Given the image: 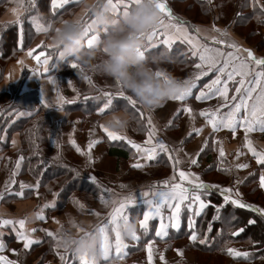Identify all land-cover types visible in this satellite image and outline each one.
<instances>
[{
    "label": "snow or ice",
    "instance_id": "1",
    "mask_svg": "<svg viewBox=\"0 0 264 264\" xmlns=\"http://www.w3.org/2000/svg\"><path fill=\"white\" fill-rule=\"evenodd\" d=\"M19 7H14L11 9L13 13L17 15V20L15 23L22 25V20L20 19V11L29 12L32 8L37 7V0H28V6L24 7V0H16ZM79 3L80 0H75ZM112 4L113 9L117 14L126 13L130 11L135 6L140 3V0H108ZM156 6L161 12L160 22L157 26L153 27L150 32L144 34L145 45L140 50L142 56H146V53L150 49L155 48L157 45L165 46L169 50L174 46L176 42L184 43L190 46L191 57L197 58L198 62L194 63L195 72L190 79H186L185 83H190V87L186 88L184 92L179 95L172 96L170 100L172 101H186V98L193 96V89L197 88V82L201 81L204 77H208L210 73L213 74L214 78L203 85V88L198 94L194 96L197 101H208L213 98H218L221 103L212 110H200L198 115L205 118L208 125L211 126L213 133L221 130H230L233 135H235L237 128L242 127L245 131V144L246 147L256 158L257 163L264 167V151H257L253 146V142L249 139L248 134L259 130L264 132V57H258L250 49L243 48L234 39L230 37V34L226 29H220L213 25V30L220 35L222 38L211 37L214 45L209 46L207 43H201L198 39L193 37L187 27H185L184 22L180 20L179 17L173 14L172 9L166 0H154ZM208 3H212V0H207ZM252 6L256 8L259 6L260 11L257 14L258 22L264 23V4H260V0H250ZM73 3V0H50L51 9L55 12L58 9H64L65 6ZM240 16V13H237ZM30 19L35 23V30L37 32H48L52 25L48 24L45 27L41 24L37 17H30ZM167 20V22H166ZM94 20L91 16L88 17V30H89V45L95 40V35L91 34L92 26ZM197 33L200 29H195ZM21 41L23 28H20ZM219 45H224V48L219 47ZM48 48L52 49V45H45L41 42L37 45V48ZM37 49H29L27 55L32 57L36 64L41 66L34 68L32 72L38 76H42L45 73H49L52 68L56 67L55 63H51L54 59L52 54L45 51H40L38 55H33ZM55 59L57 61H62L60 54L56 53ZM23 65V61H19ZM72 69H79V65L76 63H71L69 65ZM26 67V66H25ZM161 75V73H157ZM88 80L89 84L92 83L91 78L88 76L84 77ZM48 79L50 82L55 83V79L49 75ZM70 83V82H69ZM230 85L232 86L230 88ZM230 91H233V95H229ZM102 97L105 98L102 106L97 108L99 114H106L109 112H114L119 110L118 105H123L124 108L128 109L131 107L136 113H138V123L144 120V112L137 107L136 101L123 93L122 91H117L115 93L111 91H103ZM101 97H88L85 96L84 100L89 99L99 100ZM64 103L72 104L75 103L74 100L65 101L61 96L59 97L58 104L60 110H62ZM41 104L45 108H50L49 105L43 98ZM187 112L192 119H195L194 110L189 107H180L174 111V116L179 117L183 113ZM21 116L31 115V112L21 113ZM147 137L143 143H137L132 139H129L125 135L115 132L104 124L100 125V128L106 133L107 139L110 141H126L128 145L138 154V157H142L147 162L157 161L161 154H168V159L173 160L171 155V149L168 144H166L162 139L157 138L156 128L153 123L152 118L147 117ZM173 126V121L169 120L168 127ZM145 125L141 124V130H143ZM198 134L202 131L200 129H194ZM192 133H189L191 136ZM71 143L76 145L75 140ZM99 143L98 140H92L88 144L89 152L87 153L89 162H91V149L94 145ZM205 148H207V142L200 149L202 153ZM76 151L81 152L79 146H76ZM219 157H225V150L223 147L219 148ZM84 154V153H82ZM243 154V153H240ZM23 157L16 163V169L19 170L21 167V161ZM199 153L195 158H189V163L192 166L198 165ZM181 161L175 158L174 167H177ZM145 165L137 162L132 165L134 168H141ZM249 165L246 163H238L234 167L239 170L247 168ZM219 170L230 172V168H221ZM79 176V173H77ZM89 179L96 183V178L94 176L89 177ZM178 181V182H177ZM243 180H237L236 183H243ZM15 184V181H12ZM31 185L20 184V191L10 193L12 195L23 198L25 189L31 188ZM36 187H39L37 183ZM123 187V185L121 186ZM259 187L264 189V172H261L259 176ZM209 189H215L219 192L222 197V203L219 205H213L210 200L206 201L202 197L209 195ZM241 196L238 189L234 190L232 187H222L218 184H208L200 180L196 173L178 170V176H173L171 180L163 181V187L156 188L152 191H143L140 196L143 198L142 203L147 205V210L142 212V218L139 219V229L142 230L144 235H147L150 230V222L159 219V226L155 228V237L164 238L169 236V229L180 230L181 228V215L184 213H191L187 215L188 228L191 229L190 240L193 242H199V244L204 245L208 243V237L205 235L204 238H200L197 231L195 230V217H200L207 208L214 207L215 215L212 218V222H209L207 232L212 231L213 222L220 220L221 209L232 205L233 207L239 209L250 210L260 217H264V208H260L251 203H247L240 198H234ZM57 197L59 194H56ZM0 198H3V194L0 193ZM105 204H111L112 209L106 220L98 224L99 231L104 237V255L103 261L105 264H111L113 259H118L120 261L124 260L126 255H128L126 249L129 245L125 242L124 235L122 233L123 226L128 222L129 219L134 218L132 215V209L138 206V201L134 195H128L123 199L116 201L110 199H104L101 197ZM80 208L84 205L80 204L78 200L74 201ZM56 207V201L50 204H45L44 208H54ZM165 209L170 210V214L165 216ZM98 216L99 213H96ZM137 216L141 213L137 212ZM37 219L44 220L45 214L43 211L36 214ZM233 219H236L235 217ZM26 220L20 219L18 221H13L11 219H0V227L18 224L20 229H24ZM59 223V221H57ZM74 223V222H73ZM256 224L255 218L248 219L245 227L240 228L237 232L231 233L233 236L239 235L245 231L247 226H253ZM74 226L79 227L78 225ZM32 231H35L33 229ZM46 234L50 237H54L58 241V235L51 231H46ZM16 236L19 240L24 241V248L28 249L32 244L39 243V241L33 240L29 234L25 231H18ZM3 233L0 232V252L5 248L3 243ZM131 240L141 241V234L138 231L132 234ZM57 248H60L58 244ZM147 258L149 264L152 261L153 244L149 241L146 245ZM227 253L234 258H244L250 259L253 257V253L247 251H238L234 248H227ZM67 252V250H65ZM60 255L62 261L65 260V256ZM161 260H163V255H161ZM6 258L0 255V261H4ZM72 259L77 262V264H97V259L95 256H89L87 253L78 254L72 252ZM264 259V257H261ZM7 264H16L15 261H7Z\"/></svg>",
    "mask_w": 264,
    "mask_h": 264
},
{
    "label": "crops",
    "instance_id": "2",
    "mask_svg": "<svg viewBox=\"0 0 264 264\" xmlns=\"http://www.w3.org/2000/svg\"><path fill=\"white\" fill-rule=\"evenodd\" d=\"M176 0H166V2L169 4V7L172 9L173 14L180 18L184 22L185 27L188 28L189 33L198 39L201 43H209L212 42L211 37H220L218 33H216L213 30V25L220 29H226L228 33L230 34V37L234 39L240 46L243 48L250 49L254 52V54L258 57H264V53H260L254 46L250 45V43H246L241 38V35H239L236 32V29H241L242 27H246V23H238L239 21L247 20L246 17H244V13H249L252 10H259V6L254 8L250 2V0H231V4L228 5L225 3L226 0H212V3H208L207 0H197L199 4H206L209 8L208 15H206L204 18H201L199 20L195 18H190L187 14H182L179 11L175 10L172 6V4ZM183 3H186L190 0H180ZM7 3V0H0V15H3L5 12L4 5ZM260 4H264V0H260ZM79 3H76L75 0H73V3H71L68 6H65L64 9H58L55 12L52 11L50 0H37V7H34L29 12L20 11V19L22 20V25L15 23L17 20V15L11 11L14 7H19L16 0H13V4L9 6L10 8V14L14 17V21L9 26H16L17 32L14 33L13 31H7L4 35L1 37V31L7 29V27H0V67L2 64L3 70L0 77V109H2V112L0 111V115L5 112V116L10 114V110L6 111L7 108L11 105V103L14 101L13 96V90L12 86L19 83L23 77L24 78L21 81V91L26 92L30 90H37V98L39 105L41 104L42 100V93L44 100L49 104L52 105V107L48 108L51 110L50 114L51 117L54 119H59L62 117V112H60V107L58 104L59 97H63L65 101L67 100H77L81 97H85V95L80 96L81 94L93 92L95 90V87L103 86L107 89V91H111L113 93L117 92L115 89L111 90L110 88H107L111 85L113 82L114 86L115 83L113 80L107 77L96 76L91 73H82L80 69H72L69 65L70 63L67 61H57L55 59L56 53L53 51V49L48 48H37V45H40L41 42L45 44V33L44 32H37L35 30V23L30 19V17H37L39 22L43 24L45 27L48 26V24L54 25L56 22H58L61 19L67 18L69 15H71L74 11L78 10ZM28 6V0H24V7ZM220 13L224 14L227 13L225 16V19H221ZM237 13H240V16H237ZM224 23H220L223 22ZM211 21L212 26L208 23H203ZM238 21L237 23L230 25V22ZM167 22V20H166ZM24 24V25H23ZM23 28L22 33V41H21V33L20 28ZM199 28L200 32L197 33L195 29ZM51 31V29L49 30ZM257 32L261 37L264 38V23H260V26L257 28ZM221 46V45H220ZM37 49L36 52L33 53V55H38L40 51H45L49 54H52L54 59L51 63H55L56 67L52 68L49 73H45L42 76H38L32 72L34 68L41 67L36 64V61L27 55V51L29 49ZM221 48H224L221 46ZM165 52H182L183 55H187L188 57H191L190 52V46L176 42L174 46L169 50L165 46H159L157 45L155 48L150 49L148 53H146L147 57L156 56L158 53L164 51ZM167 50V51H166ZM3 56H8L7 59H4ZM19 61H23V65L19 63ZM169 64V63H167ZM26 66V67H25ZM161 67H163L161 65ZM168 67V66H167ZM170 67V65H169ZM78 71V74L76 73ZM70 76L73 74L74 79L72 82L68 80V75ZM51 75L55 79V83H52L49 81L48 76ZM67 77L64 85V77ZM88 76L91 78L92 83L89 84L88 80H86L84 77ZM76 80V81H75ZM72 84L75 86H83V88H87L85 91H81V88H75L74 90L68 87V84ZM81 84V85H80ZM88 85V87H87ZM202 87L197 89V91L201 90ZM106 91V90H105ZM77 92V93H76ZM97 91H94V93ZM90 94V93H89ZM93 94V93H92ZM98 94V93H97ZM197 93H194L192 97L186 98V101H172L168 100L161 106H159L157 109H155L152 112L146 111L141 105L137 104V107L141 109V111L144 112L145 118L144 122L147 123V117H153L154 115H160L159 113L162 111L168 112L169 116L174 113V111L177 108L188 106V101L194 100V96ZM75 95V96H74ZM74 96V97H73ZM87 96V95H86ZM204 102V101H199ZM66 104V103H64ZM122 105V104H121ZM121 105H118L120 108ZM43 106V105H42ZM102 106V105H101ZM198 111L199 108H198ZM22 113V112H21ZM21 113L15 115L13 117V120H16L17 118L21 117ZM25 113V112H23ZM108 114V113H106ZM102 114L100 115L96 120L92 121L86 130L81 131V128L79 127V123L81 121V113L79 111H73L69 112L67 115H69V120L73 119L72 122L77 123V126L67 124L66 128L63 130V140L66 137V135H70L72 140H75L80 142V149L82 153H84V158L86 164L91 167V170L93 169L95 172H97L100 176L99 178L103 181H109V182H115L117 183V187L120 188V190H125V188L129 187V189L137 190L140 188H144V186H139L138 181L127 178L125 175V170L122 169V164H127L130 162L131 158L133 157V151L134 149L131 148L130 145L127 144L126 141H110L107 139L106 133L103 132V130L100 128V125L102 123V118L106 115ZM66 115V116H67ZM75 115V116H74ZM25 116V115H24ZM75 117V118H74ZM191 116L185 112L181 115L180 119H183L185 121V124L183 125V132L186 133L190 129H195V127L198 125L199 129L202 128L201 134H205V138L208 133L213 132L210 125L207 124L205 118L198 115H195V119L192 120L190 118ZM154 123V122H153ZM147 127V126H146ZM210 127V131H208V128ZM156 128V135L159 133V130L157 126ZM194 131V130H193ZM145 135L143 136V139L136 138L135 134H133L129 128L128 132L125 135L129 139H132L133 141L137 143H143V141L147 137V129L144 130ZM252 134H255V138L252 137V135L249 133L248 137L253 142V146L257 149V151H264V132H261L259 130H255L251 132ZM215 139L217 144V149L220 147H223L225 150V157L220 158L216 160L217 164H228V161L232 164L234 167L238 163H246L249 166L247 168L239 169V176H234L233 179L235 181L242 180L244 176H246L248 173L252 171H256V182L259 187V176L261 172H264V167H262L260 164L257 163L256 158L253 156V154L244 147L245 144V131L244 128L238 127L235 135L230 130L227 129H221L217 132H215ZM157 138L158 135H157ZM69 139V138H68ZM79 139V140H77ZM160 139V138H159ZM92 140H98L99 143L93 146L91 149V157L92 160L89 162L87 153L89 152L88 144ZM70 141V140H69ZM206 142V140H205ZM70 145H73L71 142H69ZM77 143V142H76ZM20 141H19V134L14 133L11 136V146L10 151L7 152L5 155L0 154V162L4 159H7L8 163V171H6L5 168H0V191L6 190L4 192V196H6L8 199L5 202V197L3 196L2 200L0 198V219H11L13 221H18L20 219H25V227L24 229H20L18 224L9 225V226H3L0 227V232L3 233V243L5 245V248L2 252H0V255L4 256L6 259L4 261H0V264H7V261H15L16 264H18L17 254L21 253L22 251L25 252L24 257H32L35 255V258H32L29 264H39L41 255L38 253H44L41 252V248L45 247V251H50V244L52 243L53 237H50L46 234V231L42 228L45 227L44 224L47 223L48 219L47 216L49 215V211H52L53 213L57 214L58 209L57 208H40V203L36 200V196L40 194L41 196H44L45 193L42 191L41 188H37V181L36 179L32 178L31 175H28L27 173H22L23 169V161H21V167L19 170L16 169V163L20 159V156L17 152V149L19 147ZM79 144V143H78ZM73 146H77L73 145ZM243 153V154H240ZM121 154H126L128 157H122ZM120 155V156H119ZM125 155V156H126ZM135 162H131L130 164L133 165ZM120 164L121 166H118ZM133 170V169H132ZM89 176H93L89 173ZM98 178V179H99ZM22 179V181L27 182V185H31L32 187L29 189H25L24 196L22 199H17V196L12 195L10 193L18 192L20 191V187H14L12 181L14 180L15 183ZM131 181H128V180ZM162 179V178H161ZM165 181V180H164ZM35 183V184H34ZM123 185V187H121ZM5 186V187H4ZM163 187V186H162ZM10 189V190H9ZM147 189V187L145 188ZM259 190L264 194V189H261L259 187ZM122 191H115L113 195L112 200H118V196H122ZM141 202V201H140ZM255 206H258L260 208H264V204H257L254 202ZM141 206V205H140ZM137 208V207H136ZM141 208V207H140ZM43 211L45 214V219L40 220L35 218L36 214L39 213V211ZM84 211V210H83ZM86 211V210H85ZM88 212V211H86ZM51 213V212H50ZM142 215V214H141ZM48 227V226H47ZM35 229V231H32ZM18 231H25L27 234L30 235V237L33 240L39 241V243L32 244L28 249L24 248V241L20 240V247L18 250L12 249L11 243L14 242V240L17 238L16 233ZM18 239V238H17ZM19 240V239H18ZM129 245V244H128ZM65 256V260L62 261V264H70L73 262L77 263L75 260L72 259V252L68 251L66 254H62ZM52 262L56 259V255L54 254L52 256ZM56 262V261H55ZM64 262V263H63ZM48 264V263H47ZM52 264V263H51Z\"/></svg>",
    "mask_w": 264,
    "mask_h": 264
},
{
    "label": "rangeland",
    "instance_id": "3",
    "mask_svg": "<svg viewBox=\"0 0 264 264\" xmlns=\"http://www.w3.org/2000/svg\"><path fill=\"white\" fill-rule=\"evenodd\" d=\"M173 8L175 10H180L179 12L182 14H187L190 16V18H195L197 20L204 18L206 15H208V7L206 4H199L197 0H190L187 1L186 3H173L172 4ZM248 14V13H244ZM227 13H220V18L225 19V16ZM249 19H247V26L242 27L241 29H236V32L241 35V39L245 41L246 43H250V45L254 46L260 53H264V38L261 37V35L258 34L257 28L260 26L259 22L257 21V14H248ZM191 18V19H192ZM224 23V20H222ZM238 21L230 22V25L232 26L233 24L237 23ZM203 23H208L209 25H213L211 21L203 22ZM209 46H216L214 45L213 41L208 43ZM225 47L224 45H221ZM219 45V47H221ZM167 51V50H166ZM164 53L165 50L163 51ZM170 54V52H168ZM198 62L197 58L190 57V60H186L187 64L183 65H173L172 63H165L162 64L163 68L167 71L174 72L177 76H179L181 79H190L194 72V63ZM170 65V67H169ZM168 66V67H167ZM78 74V71L76 72ZM93 74V73H91ZM68 80L70 82L73 81L74 75L70 74L67 76ZM65 76L63 78L64 80V85L66 84L65 81L67 79ZM211 78L213 77V74L210 73L208 77H204L201 81L197 82V88L193 89V94L194 93H199L197 89L200 87L203 88V85L208 83ZM76 81V80H75ZM81 85V84H80ZM68 87L71 89H77L81 88V91L87 90V88H83V86H75L72 84H68ZM88 87V85H87ZM232 86L230 85V88ZM107 88H110L111 90L115 89V86L113 82L111 83L110 86ZM201 88V89H202ZM107 91V89L103 86L95 87L94 91H97L94 93L89 92L85 94H81L79 97L83 95H87L88 97L95 98L99 97L97 95H100L102 98V92ZM86 92V91H85ZM77 93V92H76ZM93 93V94H92ZM98 93V94H97ZM234 92L230 91L229 95H233ZM75 96V95H74ZM73 96V97H74ZM221 101L218 98H213L208 101L204 102H199L197 100H192L188 101V106L191 107L194 110V114L197 116L198 119V108L199 110H212L216 108ZM1 108V107H0ZM2 112V109H0ZM5 113V112H4ZM3 113V114H4ZM160 115H154V125L157 126L159 133H157L158 137L162 139L166 144L169 145L171 151V155L174 158L173 160L168 159V154H161L157 161L154 162H147L145 161L142 157H138V154L133 151V157L131 158L130 162L125 164H122V169L125 170L126 168V173L125 175L127 178L132 179V181L137 180L139 186H144V188H140L137 190H132L129 189V187L125 188V190H120V188L117 187V183L115 182H109V181H103L102 179L99 178V174L95 172L93 169L91 170V167H89L86 162L84 155L81 158H77L74 154V151H69L68 149L65 150L64 146H69L73 138L68 134L63 140V130L66 128L67 124L73 125L74 122H72L73 119L69 120V115L66 116L65 119L59 124V130L60 135L58 137V144L63 146V153L66 151L68 153V160L71 162L78 161L79 163H82L87 165L88 167V174H92L96 178V183L92 186H96V190H100V193L98 195L92 196V194L85 193V192H74L71 194V196L67 199L66 203L61 207L57 208L58 212L57 214L53 213L52 211H49V215L47 216V223L44 224L45 227H42L45 231H51L53 233H56V227H57V221H62L66 220L69 217L74 218V223L79 226V222L83 221H91L96 224H100L102 221L106 220L108 217L109 213L111 212L112 205L111 204H105L101 197L104 199H110L112 200L113 195L115 191H122V196H118V200L123 199L124 197L128 195H134L135 198L138 201V206L137 208H134L132 211V215L134 218H142V215L137 216L136 213L141 211L147 210V205L142 203L143 198L140 196V193L143 191H152L154 190V187L159 188L163 186V181L164 180H171L173 176H178V170H185V171H190L193 173H196L199 177L200 180L204 181L205 183L208 184H218L221 185L222 187H232L234 190L238 189L239 193L242 194L239 197H236L234 194V198H240L243 201L247 203L254 204L259 203V204H264L263 198L260 196L258 191H255L254 185L255 177L257 176L256 171H252L248 173L246 176L243 177V183L237 184L236 181L233 179L234 176L238 177L240 174V170H237L235 167L232 166V164L228 161V164H217L216 160L219 157V148L217 149V144H216V137L215 133L210 132L207 134L205 138V134L196 133L193 131V126L192 129L187 131L186 133L183 132V125L185 124V121L183 119H180L181 115L179 117H175L174 113L169 116L168 112L162 113V111L159 113ZM75 116V115H74ZM75 118V117H74ZM98 118L97 115L89 117L85 122H82V117L81 121L79 123V127L81 128V131L86 130L87 126L90 125V123ZM153 118V117H152ZM193 123L192 116L190 117ZM169 120L173 121V126L168 127V122ZM135 123L133 124L132 127H130V130L133 134H135L136 138L138 139H143L145 132L144 130L147 129L146 123L141 121V123H138V114L137 117H134ZM2 122V121H1ZM141 124L145 125L144 129L141 130ZM74 126H77V123L75 122ZM195 129H199V126L197 125ZM208 131H210V127L208 128ZM189 133H192L191 136H189ZM253 138H255V134H252ZM259 135H264L259 134ZM7 136L6 134H0V139H5ZM69 138V139H68ZM252 139V138H251ZM70 140V141H69ZM79 140V139H77ZM205 140L207 142V148L201 153L200 149L205 145ZM77 146H80V142L76 141ZM79 143V144H78ZM54 145H57V141L54 139ZM10 151V149H4L0 154L3 156L7 154V152ZM199 153V162L198 165L192 166L189 163V158H195L197 154ZM20 156V155H19ZM21 157V156H20ZM181 161V163L177 166L174 167L175 163V158H177ZM131 162H140L144 164V167L141 168H134L130 164ZM118 166H121L118 164ZM230 168V172H225L222 170H219L221 168ZM0 168H5L6 171H8V163L7 159H4L0 162ZM133 169V170H132ZM23 171V169H22ZM27 171V169L25 170ZM86 174V175H88ZM88 175V179H89ZM99 178V179H98ZM162 178V179H161ZM90 180V179H89ZM128 180V179H126ZM131 181V180H128ZM178 182V181H177ZM27 184V182L22 181V179H19L13 186L14 187H20V184ZM35 184V183H34ZM5 187V186H4ZM147 187V189H145ZM259 188V187H258ZM10 190V189H9ZM58 187L57 189H53L50 193H47L46 191H43L45 193L44 196H41L38 194L36 196V200L40 203V208H44L45 204H50L53 201H56L58 198L56 194H58ZM6 190H1L0 193L3 194ZM208 191L214 192V194H217L220 196L219 192H217L215 189H209ZM208 196V195H207ZM5 197V202L7 201V197ZM203 199L206 198V196L202 197ZM221 203H222V197L220 196ZM2 200V198H1ZM78 200L80 204H83L84 207L80 208L74 201ZM141 201V202H140ZM220 203V204H221ZM141 205V206H140ZM216 205V204H214ZM59 207V206H58ZM141 207V208H140ZM227 207L233 208L232 205H228ZM226 207V208H227ZM84 210V211H83ZM88 212H86V211ZM42 211V210H41ZM39 211V212H41ZM51 212V213H50ZM96 213H99L97 216ZM142 214V213H141ZM165 216L170 214V210L165 209L164 211ZM187 215H191V213H185ZM186 216V215H184ZM156 220V227L159 226V219ZM48 226V227H47ZM155 227V228H156ZM173 230V229H169ZM190 230V229H189ZM188 229H185L183 232L188 233L191 232ZM153 230H149V233L145 236H147L149 239L148 241L142 245V247H139V251L135 252L131 258L125 261L124 263L121 262V264H149L148 261V254H147V249L146 245L148 244L149 241H152L153 244V253H152V261L151 264H226L228 261L227 259L223 256L213 254L212 256L215 257V259L212 257L211 260L208 263H206L207 260H209V255L206 253L200 254L197 251L191 250V248H188L186 246V242H188V237L182 233L184 236L180 240H172L174 237L171 236L168 237V241H165L164 238H159L155 237V232H152ZM198 235L201 233V231L196 229ZM171 232V231H170ZM138 233L141 234V237L144 235L142 230L138 228ZM224 233H228V231H223ZM191 234V233H190ZM151 237V238H150ZM225 239V237H223ZM125 242L127 244H134L137 241H133L131 239H126ZM230 243H225V245H229ZM57 240L53 237L52 243L50 244V251L46 250L45 247L41 248V252L44 253H38L41 255L40 263L39 264H62V260L60 258V255L58 253L66 254L64 249L62 248H57ZM12 249L18 250L20 247V240L17 238L14 240V242L11 243ZM236 249V247H235ZM237 250V249H236ZM25 252L22 251L21 253L17 254V259H18V264H29L32 258H35V255L32 257H24ZM56 255V259L52 262V256ZM219 254V253H218ZM161 255H163V260H161ZM264 257V256H261ZM261 257L257 258L254 260L251 264H264V259H261ZM56 261V262H55ZM64 263V262H63Z\"/></svg>",
    "mask_w": 264,
    "mask_h": 264
},
{
    "label": "clouds",
    "instance_id": "4",
    "mask_svg": "<svg viewBox=\"0 0 264 264\" xmlns=\"http://www.w3.org/2000/svg\"><path fill=\"white\" fill-rule=\"evenodd\" d=\"M7 0L5 12L0 15V27H7L14 21ZM94 20L91 34L95 40L88 43V17ZM161 12L154 0H140V3L126 13L117 14L108 0H80L78 10L61 19L45 33V45H52L62 61L76 63L82 73L99 72L115 83V90L132 97L146 111L152 112L159 106L190 87L174 72L167 71L162 64L174 63L171 54L161 52L151 58L142 56L145 45L144 34L160 22ZM161 75H157V73ZM105 127L126 134L135 123L133 114L122 107L109 112L102 118ZM74 218L59 221L56 227L57 244L60 248L78 254L95 256L101 264L104 255V237L98 224L91 221L79 222ZM76 225V224H75ZM139 219L131 218L123 226L124 238L131 239L138 231ZM111 264H121L113 259Z\"/></svg>",
    "mask_w": 264,
    "mask_h": 264
},
{
    "label": "trees",
    "instance_id": "5",
    "mask_svg": "<svg viewBox=\"0 0 264 264\" xmlns=\"http://www.w3.org/2000/svg\"><path fill=\"white\" fill-rule=\"evenodd\" d=\"M175 3L180 4L183 2L176 0ZM225 3L230 5L231 0H226ZM258 12L259 10L255 9L248 14H258ZM248 14L244 15L247 19H249ZM247 22V20H244L239 21L238 23H246L247 26ZM260 23L261 22H259V24ZM7 31H13L16 33L17 27L9 26L7 29L1 31V37ZM170 54L174 58L173 65L187 64L186 60H190V57L183 55V53L179 51H171ZM3 57L4 59L8 58V56ZM2 70L3 67L1 64L0 77ZM94 75L101 76L99 72H94ZM23 78L24 74L21 81ZM21 81L12 86L14 101L9 108L6 109V111H11L10 114L8 116H5V113L0 115V134H6L7 136L5 139H0V153L4 149L10 148L12 134L18 133L20 144L17 152L24 158L22 173H27L28 175H31L32 178L36 179L39 183V188L47 193H50L53 189H57L58 187L59 195L56 199L55 208H61L75 191L89 193L92 194V196L98 195L100 190H96V186L92 187L94 184L88 179L89 174L87 173V165L85 164L84 166V164L79 163V160L74 162L69 161L68 153H66V151L63 153V146L58 144V137L61 132L59 130V124L66 118V115L69 112L79 111L82 116L81 123L85 122L91 116L97 115L99 117L102 114L98 113L97 108L102 105L105 98L102 97L99 100L89 99L88 101H85L84 97H81L80 99L75 100V103H66L63 105L62 110H60V112H62V117L54 119L51 117L50 109L39 105L36 89L26 92L21 91ZM97 96L100 97V95ZM121 107H123V105H121ZM128 110L133 114V117H137L138 113H136L131 107H129ZM21 112H31V115L21 116L16 120H13V117ZM54 139L57 141V145H54ZM64 148L65 150L68 149L69 151H74L77 158L83 156L82 151L77 152L76 147L73 145L64 146ZM121 155L125 158L128 157L126 154ZM26 169L27 171H25ZM77 173H79V176H77ZM253 181H255L253 189L258 191L264 200V194L258 188L256 177ZM17 199L22 198L17 196ZM205 200H210L213 205H219L221 203L220 196L211 191H209V195L206 196ZM139 213L142 212L139 211ZM214 215L215 208L209 207L200 217L194 218L195 230L198 229V231H201L199 237L204 238L205 235L208 237V243L204 245L199 244L198 241H191V232H189V234L183 232L185 229L189 230L187 214L184 212H182L181 215L180 230H170L171 232L169 231L168 237L171 238V236H175L172 240H180L184 237L182 233L186 235V237H188V242H186L188 248H191V250L197 251L200 254L206 253L209 255V260H207L206 263L213 261L211 260L212 257L215 259V257L212 256L213 254L223 256V258L225 257L228 261L226 264H251L257 258L264 256V217H260L258 214L250 210L239 209L236 207H225L221 209L220 220L213 222L212 231L209 233L207 232V228L209 222H212ZM234 217L236 219H233ZM250 218L256 219L255 225L247 226L245 231L239 235L233 236L231 234L237 232L240 228L245 227ZM155 227L156 220H153L150 222V230H153V233L155 232ZM189 231H191V229ZM223 231H228V233L223 234ZM168 237L164 240L168 241ZM223 237H225V239ZM148 239L147 236L143 235L141 241L129 244V248L126 249L128 255H126L124 260H127L128 262L131 256L139 251V247H142ZM225 243L230 244L226 246ZM235 247L238 251H247L254 255L250 259L234 258L227 253L226 249H235ZM124 260L121 262L124 263ZM73 264L77 263L73 262ZM101 264H105V262L102 261Z\"/></svg>",
    "mask_w": 264,
    "mask_h": 264
}]
</instances>
